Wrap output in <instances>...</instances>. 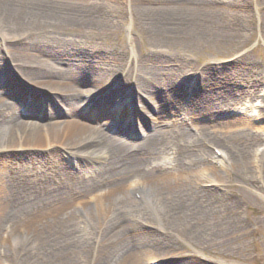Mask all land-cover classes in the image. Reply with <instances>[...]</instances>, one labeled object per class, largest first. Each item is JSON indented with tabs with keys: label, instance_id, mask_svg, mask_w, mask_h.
I'll return each instance as SVG.
<instances>
[{
	"label": "bare ground",
	"instance_id": "6f19581e",
	"mask_svg": "<svg viewBox=\"0 0 264 264\" xmlns=\"http://www.w3.org/2000/svg\"><path fill=\"white\" fill-rule=\"evenodd\" d=\"M131 1L129 25L133 36L145 40L155 54L148 58H142L140 54L132 55L128 61L117 55L104 57L89 54L84 40L68 44L55 40L46 43L42 51L24 49L18 41L21 34L40 26L68 28L73 33L89 37L107 35L111 31L119 33L120 27L109 21L108 12H104L103 2L0 0V71L10 62L8 67L22 82L50 94L60 108V111L54 109L47 115H36L30 104L27 114L38 116L40 123L22 121L19 103L7 102L0 95V150L26 147L45 152V157L31 159L32 170L38 168V171H29L28 181L24 178L20 183L14 177H8L10 179L2 181V184L8 186L5 190L12 188L9 193L13 196L26 193V198L33 199V214H48L55 220L62 218L63 225L69 229V235L78 247L73 218L80 223L86 218L93 222L89 227L95 235L80 238L81 241L98 243V264H137L139 250L153 242L142 237L127 239L130 227L135 222L151 225L148 212L160 223L159 228L164 232L174 233L183 228L186 219L196 212L197 204L211 198L194 187V175L200 173L201 184L211 187L213 183L208 174H203L204 169L209 167V158L210 162L221 164V156L217 152L224 153L234 165L248 166L252 156L250 163L253 165L254 148L259 141L245 128L241 153L234 157L221 138L211 136L209 129L212 126L197 125L198 121L205 120L213 128L232 126L230 121H220L223 119L221 116L245 105L240 96L253 93L248 87L241 92L231 88L224 90L221 84L212 83L207 73H199V69L192 65L188 67L181 58H165L164 62L173 63V68L166 66L162 62L163 56L156 52L166 30L178 24L191 29L189 34L192 36L204 35L212 42L215 38L224 39L227 36L226 27L216 21L228 19L229 13L217 8L215 0ZM230 1L231 4L249 5V0ZM251 3L261 14L259 28L264 38V0H252ZM129 62L130 67L127 68ZM195 76H198L197 82L192 87L183 84ZM237 76V72H232L233 78ZM94 77H98L99 81H93ZM3 83L5 87L2 89L11 97L27 103L25 95L15 90L11 92L13 89L9 83ZM97 83L105 87L100 95L102 104L97 100L95 105L99 107L101 104L103 111L110 113L101 128L72 120L92 103V94H95L93 85ZM176 84L180 85L179 89L173 88ZM117 85L119 88L115 89ZM188 94L193 96L188 98ZM119 95L124 99L131 98L133 102L144 98L152 104V109L147 110V123L137 122L135 126L138 132L136 140L110 130V122L119 120L117 123L124 125L126 122L118 117L130 116L128 108L120 102L114 113L107 109L113 98ZM257 106L261 104L255 102ZM167 110L178 113V118L167 119ZM58 113L67 119L58 121ZM240 115L246 121L261 119V116L255 117L247 112ZM126 117H123L124 120ZM194 124L193 131L191 126ZM205 146H214L217 152L210 154ZM56 147L67 150L74 159L80 158L85 162L92 159L104 167L97 175L85 177L87 168L82 166L79 169L81 175L75 177V174L55 167L54 155L48 151ZM79 200L84 204L81 209L75 205ZM139 202L146 208L141 207ZM82 228L84 232L85 228ZM84 249L66 248L62 252L63 260L69 262L73 259L71 255L81 254Z\"/></svg>",
	"mask_w": 264,
	"mask_h": 264
},
{
	"label": "rangeland",
	"instance_id": "374dc122",
	"mask_svg": "<svg viewBox=\"0 0 264 264\" xmlns=\"http://www.w3.org/2000/svg\"><path fill=\"white\" fill-rule=\"evenodd\" d=\"M96 1L103 2L107 9L104 8V12H108L109 21L120 27L119 33L111 31L107 35L89 37L90 35L82 36L73 33V30L68 28L40 26L21 34L18 41L24 49L42 51L46 43L55 40H61L65 44L84 40L89 54L104 57L117 55L128 61L132 55L140 54L143 55L142 58H148L151 54H155L152 53V48L148 47L145 40H138L133 36L129 25L131 0H87L88 3H96ZM251 1H248L249 5L242 6L245 3L234 4L232 2L231 4L230 0H215L217 8L229 13V18L225 19L228 20L225 25V20L217 19L216 21L222 22V26L226 27L227 36L224 39L215 38V42H212L204 35L194 34L192 36L189 34L191 29L182 27L180 24L170 26L165 35L161 37L162 43L160 42L156 52L163 56L162 62L166 66L173 68V63L164 62L165 58L166 60H170L171 57L181 58L188 67L192 65L199 69V73H207L209 80L217 85L221 84L220 87L224 90L231 88L241 92L248 87L253 92L248 96H240L245 100V105L237 107L239 110L234 108L228 114L224 112L221 116L223 119L220 121H230L232 126L213 128L214 126L205 120L198 121L197 125L212 126V129H209L211 136L221 138L222 143L232 151L234 157L241 153L240 146L243 145L245 128L249 129L251 135L259 141L254 148L253 165L250 163V158L252 159L250 156L248 166L234 165L228 160L226 154L218 153L214 146H205L210 154L214 151L221 156L222 166L210 162L209 158V167L204 169L203 174H208L213 185L210 187L201 184L200 173H196L193 177L196 180L194 187L206 192L211 198L204 203L197 204L196 212H192L193 215L186 219L185 224L182 225L183 228L174 233L161 230L160 223L148 212L151 225L135 222L126 235L127 239L137 240L142 237L153 242L148 247L143 246L139 250L137 264H264V166H262L264 163V38L259 28L261 14L256 11ZM204 43L205 45L201 46ZM8 65L7 67L4 65L5 68L0 71V92H2L0 95L7 102L19 103L22 121L30 120L40 123L37 114L47 115L54 109L60 111L50 94H44L29 87L15 75ZM128 67H130V62ZM232 72H237L238 76L233 78ZM221 74L229 77H221ZM214 75L216 77H213ZM197 77H191L189 78L191 80L188 79L183 84L190 88L197 82ZM92 80L98 82L99 78L94 77ZM3 82L9 83L13 89L11 92L15 90L16 93L20 92L25 95L27 103L19 102L18 98L11 97V94L2 89L5 87ZM93 86L95 94H92V103L76 114L72 120L101 128L107 121L105 120L106 115L110 114L107 113L108 110L104 112L101 106L102 97L100 95L105 85L97 83ZM179 86L176 84L173 88L179 89ZM117 88H119L118 85L115 89ZM187 96L190 98L193 94ZM130 99H124L122 95L113 98V102L107 109L114 113L116 105L120 102L123 107L128 108L127 112L131 117L125 112L127 116L123 115L126 117L125 120L123 117L118 118L126 124L121 125L117 123L119 120H114L110 122V130L112 133L136 140L138 132L135 126L137 122L147 123V110L152 109V104L144 98L135 102ZM97 100L101 103L99 107L95 105ZM255 102L261 106L255 107ZM30 104L36 115L27 114ZM245 112L255 117L261 116V119L246 121L247 119L244 120L243 115H240ZM58 114V121L67 119L64 115ZM178 115L172 110L165 111V116L170 120L178 118ZM172 116L175 117L172 118ZM194 127L195 124L191 126L193 131ZM129 129L132 131H128ZM152 140L157 141L155 138ZM226 151L228 153L227 149ZM48 152L54 155V164L57 169L65 170L68 174H75V177L81 175L79 169L82 166L88 170L84 172L85 177L97 175L104 167L92 159L87 162L80 158L79 160L74 159L63 148L56 147ZM35 156L45 157V152L26 147L0 150V264H98L96 255L99 250L98 243L81 241L80 238L81 236L85 238L90 234L92 237L95 235L89 227V224L93 222L86 218L83 223H80L78 219L73 218L77 231L75 237L80 246L78 247L76 241H73L74 238L69 235V229L63 225L62 218L55 220L54 216L52 218L48 214L40 216L33 214L34 211L31 210L33 199L26 198V193L13 196L9 193L12 190L11 187L5 190L8 186L5 187L2 181L8 177H14L21 183L20 180L24 178L29 180L27 177H30L29 171H38V168L32 170L31 159L36 158ZM75 205L81 209L84 204L79 200L75 202ZM139 205L146 208L142 203ZM82 227L85 228V233L81 231ZM66 248H85V252L71 255L73 259L66 262L62 257V252Z\"/></svg>",
	"mask_w": 264,
	"mask_h": 264
}]
</instances>
